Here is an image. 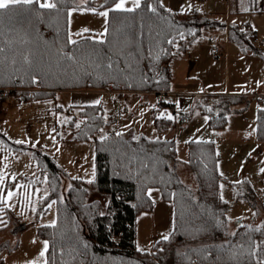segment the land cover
I'll use <instances>...</instances> for the list:
<instances>
[{"label": "trees", "instance_id": "1", "mask_svg": "<svg viewBox=\"0 0 264 264\" xmlns=\"http://www.w3.org/2000/svg\"><path fill=\"white\" fill-rule=\"evenodd\" d=\"M116 1L52 0L55 8H41L34 0L0 10V91L23 100L49 99L57 90L165 93L172 82L171 61L187 54L205 31L223 30L242 52L253 41L255 29L248 24L218 20L196 9L174 11L160 0H140L133 11L113 8ZM95 3V8L108 9L104 32L100 37L86 33L71 39L69 9H91ZM261 7L259 0H229L228 9L234 14ZM255 98L254 137L264 142V102ZM244 101L241 95L210 93L197 95L192 106L207 116L209 126L222 129L229 113L244 111ZM158 104L174 111L171 102ZM78 112L80 120L70 118L67 123L72 139H89L110 122L100 103L81 104ZM155 123L165 132L174 121L157 117ZM118 133L95 140L94 178H69L64 191L63 168L40 147L32 149L39 170L36 182L44 174L49 187L39 211L55 200V221L38 228L47 240L46 259L40 264H264V219L228 231L230 203L220 195L222 176L213 141L186 142V162L196 181L192 189L174 169V139L148 138L130 129ZM151 186L173 203L174 215L168 239L158 240L147 251L135 245L136 217L153 208ZM234 186L236 198L245 200L256 215L264 209L248 179ZM92 192L106 197L104 209L98 198H90ZM1 205L9 215L10 209Z\"/></svg>", "mask_w": 264, "mask_h": 264}, {"label": "rangeland", "instance_id": "2", "mask_svg": "<svg viewBox=\"0 0 264 264\" xmlns=\"http://www.w3.org/2000/svg\"><path fill=\"white\" fill-rule=\"evenodd\" d=\"M88 0H78L83 4ZM171 10L186 13L192 9L212 18L231 21L240 26L248 24L264 38V0H259L261 9L254 12L229 13V0H160ZM52 0H39V4ZM117 0L113 8L116 9ZM74 9L68 13L69 35L77 39L88 33L100 37L106 28L107 8ZM135 6L132 0H124V9ZM87 29V31H85ZM218 45L222 54H213L211 47ZM264 41H252L246 52L228 41L221 29L205 31L192 45L187 54L171 61L172 82L170 89L182 87L192 94L179 93L161 95L155 93L125 92L103 89L57 90L49 99L23 100L14 93L5 92L0 97V133L7 141L23 145L14 148L0 135V259L1 264H40L47 240L40 236L39 226L55 221V200H50L44 212L39 211V201L48 194L45 175L36 182L39 170L32 155V149L40 147L50 154L66 172L61 189L68 186L69 178L89 182L95 175V140L111 133L128 129L148 138H172L175 141L178 160L174 169L182 182L196 188V181L187 162L186 142L189 140H211L218 153V170L222 176L220 195L230 203L227 212V228L232 232L239 224H259L264 219V209L255 214L248 203L236 198L234 183L249 177L260 201L264 205V163L260 160L262 142H254L257 93L264 102ZM198 64L189 63V58ZM184 56V57H183ZM228 85L226 93L246 98L243 112H231L223 131L209 126L207 116L192 104L197 95L208 94L209 90H221ZM167 91V92H168ZM159 95V96H157ZM99 101L105 119L110 120L100 131L89 139H72L73 129L68 120H80L79 106ZM159 102H172L174 111L159 106ZM246 103V102H244ZM243 103V104H244ZM260 105V104H259ZM240 106V105H238ZM171 117L174 124L165 132L156 127V118ZM244 138V141L242 140ZM251 141L249 144L248 141ZM20 141V143H17ZM253 143V144H252ZM13 195L9 198L8 193ZM153 201L151 210L140 211L136 217L135 245L140 250L151 251L156 242L171 232L174 206L171 201L161 198L157 186L148 189ZM90 198H98L102 209L106 197L92 192ZM3 204L11 213L5 216ZM2 209V210H1Z\"/></svg>", "mask_w": 264, "mask_h": 264}, {"label": "snow or ice", "instance_id": "3", "mask_svg": "<svg viewBox=\"0 0 264 264\" xmlns=\"http://www.w3.org/2000/svg\"><path fill=\"white\" fill-rule=\"evenodd\" d=\"M34 0H0V10L3 9H7L9 7V5H30L33 4ZM35 2L39 3V0H35ZM132 3L135 5V7H139L140 6V0H132ZM41 8H55L56 5L54 3H49V2H45V3H41L40 4ZM116 9H123L125 11H133V8H128V9H124V0H120V3L116 4ZM149 10L150 11H155V9L149 5ZM100 15H104L106 16L107 13H100ZM85 31H87V29H85ZM96 103H99V101H97ZM169 119H171V117H169ZM79 126V125H77ZM118 135H120L118 133ZM17 143H20V141H17ZM261 171H264V169H261ZM3 182V177L0 176V183ZM13 195V193L9 192L8 193V197L10 198ZM164 239H168L167 236L164 237ZM47 250V242H45V246H44V250L41 251L40 256L43 257L44 256V251Z\"/></svg>", "mask_w": 264, "mask_h": 264}, {"label": "crops", "instance_id": "4", "mask_svg": "<svg viewBox=\"0 0 264 264\" xmlns=\"http://www.w3.org/2000/svg\"><path fill=\"white\" fill-rule=\"evenodd\" d=\"M200 12V11H199ZM257 31V30H256ZM218 46V45H217ZM219 47V46H218ZM263 58H264V53H261L260 54ZM180 57V56H179ZM179 57H177V58H179ZM184 57V56H183ZM188 58H189V55H188ZM190 61H191V63H194V66H196L197 64H198V61H197V59H191V58H189V63H190ZM171 88H173L172 86H171ZM224 91V92H222V93H226L227 91H229L228 90V85L226 84L225 85V88H222L221 90H209V92H207L208 94H210L211 92H221V91ZM172 93H174V94H179V93H185V94H192V95H194L193 93H192V91H185V90H183L182 89V87H177V88H174V89H171L170 91H168V92H166V94H172ZM162 93H159V95H161ZM202 94V93H201ZM255 94H257V93H255ZM159 95H157V96H159ZM254 94H252L251 96L252 97H254L253 96ZM258 95V94H257ZM257 97V96H256ZM259 97H261L260 95H259ZM245 102V101H244ZM261 102H262V100H261ZM172 103V102H171ZM263 103V102H262ZM246 104H248L247 102L246 103H244V105H246ZM223 131H225V129H222ZM242 140L244 141V138H242ZM258 140H255L254 142H257ZM245 142V141H244ZM251 141L249 140L248 141V143L249 144H251L250 143ZM258 142H260V141H258ZM245 144H247L246 142H245ZM253 144V143H252ZM262 144L263 145H261L262 146V150H261V152H260V157L262 158V159H260L263 163H264V142H262ZM218 160H219V158H218ZM244 178H246V179H248L249 181H250V179H249V177L247 176H245ZM251 182V181H250ZM252 184V183H251Z\"/></svg>", "mask_w": 264, "mask_h": 264}, {"label": "built area", "instance_id": "5", "mask_svg": "<svg viewBox=\"0 0 264 264\" xmlns=\"http://www.w3.org/2000/svg\"><path fill=\"white\" fill-rule=\"evenodd\" d=\"M252 39L255 42H260V41L262 42V41H264V38L256 30L253 32ZM211 50H212L213 54H215V55H218V54H222L223 53V50L220 47H218L216 44H213L212 45ZM108 90H110V89H108ZM6 91L7 90L0 91V97L4 96ZM253 96H258L259 97V95H257V94H254Z\"/></svg>", "mask_w": 264, "mask_h": 264}]
</instances>
